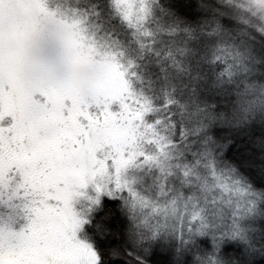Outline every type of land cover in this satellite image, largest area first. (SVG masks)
I'll return each instance as SVG.
<instances>
[{"label":"snow or ice","instance_id":"obj_1","mask_svg":"<svg viewBox=\"0 0 264 264\" xmlns=\"http://www.w3.org/2000/svg\"><path fill=\"white\" fill-rule=\"evenodd\" d=\"M0 264H264V0H0Z\"/></svg>","mask_w":264,"mask_h":264}]
</instances>
